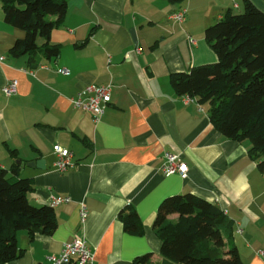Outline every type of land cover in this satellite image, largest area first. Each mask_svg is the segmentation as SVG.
<instances>
[{"label":"crops","instance_id":"crops-1","mask_svg":"<svg viewBox=\"0 0 264 264\" xmlns=\"http://www.w3.org/2000/svg\"><path fill=\"white\" fill-rule=\"evenodd\" d=\"M252 1L264 10V0ZM67 3L51 32L60 56L44 57L46 39L39 36L34 57L41 64L32 68V54L10 52L26 33L6 22L0 0V165L11 176L18 168L19 177L32 180L28 198L36 206L51 205L56 196L71 198L55 206L58 224L51 235L31 239L18 231L24 252L5 264H56L49 256L74 237L85 238L93 250L91 264H175L162 255L153 225L165 198L190 192L232 221L226 249L237 247L245 264H264V173L250 155L251 142L224 136L209 106L185 102L170 79L218 60L205 31L228 11H242L244 0ZM181 9L183 21L170 18ZM11 80H17V91L7 95L3 87ZM107 83L113 84L112 98L99 121L73 107L80 89ZM55 144L74 153L76 165L66 172L54 169ZM166 152L188 164L187 177L160 170ZM39 159L45 168L29 165ZM82 203L88 208L85 222ZM129 206L139 214L142 234L125 230L120 213ZM168 217L177 221L179 214ZM147 254L149 262L136 261Z\"/></svg>","mask_w":264,"mask_h":264},{"label":"trees","instance_id":"trees-1","mask_svg":"<svg viewBox=\"0 0 264 264\" xmlns=\"http://www.w3.org/2000/svg\"><path fill=\"white\" fill-rule=\"evenodd\" d=\"M2 2L6 22L26 33L11 48V54H32L30 67L36 68L41 64L34 57L41 36L46 39L41 48L43 56H60L61 47L51 42V32L65 17L67 0ZM205 37L218 60L172 73L171 84L180 95L189 94L208 105L212 123L224 136L249 140L250 155L264 173V10L254 1L244 0L241 12L228 11L206 29ZM33 189L32 180L19 177L18 168L11 176L0 165V264L23 254L17 243L18 231L26 230L33 239L36 233L51 235L57 228L54 206L30 202L28 194ZM172 213L179 214L177 221L169 219ZM120 218L126 231L143 233L135 208L129 206ZM153 227L162 241V255L175 264H245L237 247L226 249L225 234L232 232V221L219 206L197 194L165 198ZM136 261L149 262L150 255Z\"/></svg>","mask_w":264,"mask_h":264},{"label":"built area","instance_id":"built-area-1","mask_svg":"<svg viewBox=\"0 0 264 264\" xmlns=\"http://www.w3.org/2000/svg\"><path fill=\"white\" fill-rule=\"evenodd\" d=\"M238 6V4H235ZM185 9H181L170 15L171 19L177 21H183L185 19ZM60 72L68 74L70 71L68 68H61ZM17 80H11L4 87L3 91L7 95H12L17 91ZM113 91V84L107 83L103 85L89 84L80 89L77 94L72 98L73 107L79 110L90 112L93 114L95 121H99L106 112L108 105L111 102ZM185 102L196 101V98L186 94L183 95ZM54 153L56 155V161L54 162V169L59 172H66L76 165L74 161V153L60 144L54 145ZM160 170L166 174H179L182 177H187L189 172V166L184 162L179 154L172 152H166L164 161L160 166ZM69 196H56L52 199V206H57L62 203L70 202ZM80 216L82 222H85L88 217V208L86 204L82 203L80 206ZM239 232H242V228H238ZM264 255V251H260ZM54 263H69L72 260H76L77 264H91L95 259L93 250L88 246V243L83 237H74L64 243V246L59 254H53L49 256Z\"/></svg>","mask_w":264,"mask_h":264},{"label":"water","instance_id":"water-1","mask_svg":"<svg viewBox=\"0 0 264 264\" xmlns=\"http://www.w3.org/2000/svg\"><path fill=\"white\" fill-rule=\"evenodd\" d=\"M30 166L37 165L40 168H45V159H39L37 161H32L29 163Z\"/></svg>","mask_w":264,"mask_h":264},{"label":"rangeland","instance_id":"rangeland-1","mask_svg":"<svg viewBox=\"0 0 264 264\" xmlns=\"http://www.w3.org/2000/svg\"><path fill=\"white\" fill-rule=\"evenodd\" d=\"M240 12H241V10H240Z\"/></svg>","mask_w":264,"mask_h":264}]
</instances>
